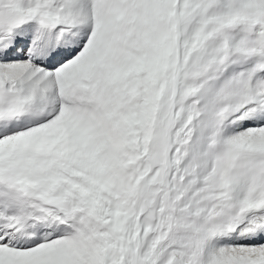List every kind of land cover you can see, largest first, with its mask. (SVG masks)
Here are the masks:
<instances>
[{
	"label": "snow or ice",
	"instance_id": "snow-or-ice-1",
	"mask_svg": "<svg viewBox=\"0 0 264 264\" xmlns=\"http://www.w3.org/2000/svg\"><path fill=\"white\" fill-rule=\"evenodd\" d=\"M0 264H264V0H0Z\"/></svg>",
	"mask_w": 264,
	"mask_h": 264
}]
</instances>
